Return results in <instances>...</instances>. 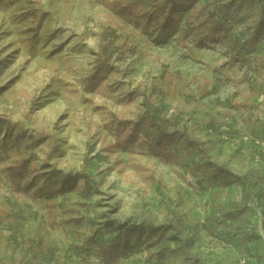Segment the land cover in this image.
Masks as SVG:
<instances>
[{
  "label": "rangeland",
  "instance_id": "374dc122",
  "mask_svg": "<svg viewBox=\"0 0 264 264\" xmlns=\"http://www.w3.org/2000/svg\"><path fill=\"white\" fill-rule=\"evenodd\" d=\"M250 4L232 12L246 33L258 18V2ZM188 14L184 8L178 31L161 37L95 0H0V264H99L96 244L109 236L105 219L157 223L173 214L188 253L202 264H264L261 214L239 215V181L212 188L184 167L115 145L110 114L129 117L140 103L135 90L161 81L204 145L208 157L198 159L227 164L264 193V34L235 54L225 42H193ZM102 29L125 53L106 86L86 92ZM38 131L52 142H36ZM30 151L38 157L34 185L15 187L10 168ZM83 155L96 189L80 177ZM248 220L260 239L246 243ZM114 264L156 262L133 249ZM162 264L183 261L168 255Z\"/></svg>",
  "mask_w": 264,
  "mask_h": 264
},
{
  "label": "trees",
  "instance_id": "16d2710c",
  "mask_svg": "<svg viewBox=\"0 0 264 264\" xmlns=\"http://www.w3.org/2000/svg\"><path fill=\"white\" fill-rule=\"evenodd\" d=\"M110 11L115 17L129 20L136 28L144 32H154L161 37L175 34L183 20L182 14L189 11L184 23L186 34L192 36L193 42L204 44L211 42H225L235 54L243 52L247 44L256 45L264 34V0L258 2V18L248 26V32L237 30L232 18L236 6L251 5L252 0H207L204 4H197V0H95ZM125 53L123 44H117L109 38L105 30L98 33V44L93 52L92 71L82 86L86 92H95L106 86L110 76L118 72V62ZM140 103L129 117L111 113V123L114 131L115 145L121 150L138 154L151 155L163 163H172L184 167L187 171L197 174L202 183L212 188L239 181L244 194L239 200V215L257 209L261 214L264 231V193L248 176H236L225 163H211L198 159V153L207 152L203 143L194 136L183 118L184 106L169 103L173 91L161 81L152 82L149 86L136 89ZM5 127L13 124L4 122ZM23 128L19 127L21 131ZM32 138L36 141L52 142L49 134L38 131ZM208 157V156H207ZM38 159L34 151L21 156L10 168L15 187L21 185L27 189L35 181L31 176L32 164ZM209 159V158H207ZM48 160V159H47ZM88 158L83 155L80 177L84 187L88 190L96 189L97 182L86 171ZM70 175L64 182L71 184ZM166 202L171 204L170 196H165ZM178 202L175 201L174 204ZM252 206V207H251ZM235 218V216H234ZM247 228L243 232L246 243L260 239L257 224L248 220ZM102 229L108 233L105 240L96 244V254L99 264H114L129 250H144L156 264H162L168 255H178L183 264H202L197 256L187 251V238L180 230L181 222L173 214L162 222L150 219L107 218ZM97 233L87 240L88 249H93ZM170 242L173 246L170 245ZM250 249V248H249ZM259 254V253H257ZM249 259L248 257L245 258ZM245 260H243L245 262Z\"/></svg>",
  "mask_w": 264,
  "mask_h": 264
}]
</instances>
